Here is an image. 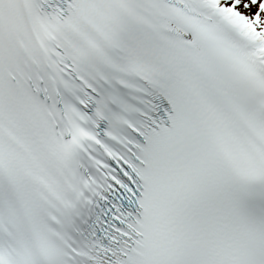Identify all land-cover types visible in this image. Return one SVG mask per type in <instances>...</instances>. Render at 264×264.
Returning <instances> with one entry per match:
<instances>
[{
  "label": "snow or ice",
  "instance_id": "obj_1",
  "mask_svg": "<svg viewBox=\"0 0 264 264\" xmlns=\"http://www.w3.org/2000/svg\"><path fill=\"white\" fill-rule=\"evenodd\" d=\"M0 264H264V0H0Z\"/></svg>",
  "mask_w": 264,
  "mask_h": 264
}]
</instances>
